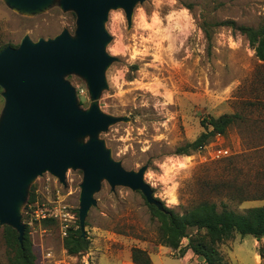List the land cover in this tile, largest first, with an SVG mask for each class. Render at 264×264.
I'll return each instance as SVG.
<instances>
[{
	"label": "rangeland",
	"instance_id": "obj_1",
	"mask_svg": "<svg viewBox=\"0 0 264 264\" xmlns=\"http://www.w3.org/2000/svg\"><path fill=\"white\" fill-rule=\"evenodd\" d=\"M223 20L257 27L264 22V0H137L129 12L121 5L109 8L102 26L110 59L97 94L79 71L61 76L74 88L82 111L95 104L111 120L72 139L83 145L101 142L110 160L140 173L147 189L102 176L81 230L83 168L69 165L63 181L48 170L35 174L24 201L15 202L34 264H130L133 247L145 250L152 264H205L191 251L178 256L159 243L158 222L147 202L158 199L180 214L202 201L239 213L264 206V198H258L264 193V61L245 35L214 25ZM77 28V12L63 0L29 8L0 0V45L16 47L24 38L49 40L63 32L76 37ZM3 92L0 86L2 127L11 117ZM222 114L238 115L225 134L188 155L178 154L204 131L202 118ZM31 187L35 201L26 205ZM5 226L0 221V264H12ZM68 228H79L88 240L86 250L67 253L62 240ZM186 243L184 238L181 244ZM260 247L264 236L236 235L216 248L220 264H264Z\"/></svg>",
	"mask_w": 264,
	"mask_h": 264
},
{
	"label": "water",
	"instance_id": "obj_2",
	"mask_svg": "<svg viewBox=\"0 0 264 264\" xmlns=\"http://www.w3.org/2000/svg\"><path fill=\"white\" fill-rule=\"evenodd\" d=\"M8 1L18 8H29L44 0ZM135 1L63 0L64 7L77 12L76 37L63 32L49 40L31 42L24 38L18 46L0 50V86L11 110L7 125L0 126V221L18 232L19 242L25 227L15 202L24 201L25 186L35 174L48 170L63 181L69 165L83 168L78 214L81 230L93 202L91 192L102 176L111 183L145 187L140 173L129 172L110 160L101 142L92 139L83 145L72 139L73 134L105 128L111 119L95 104L82 111L74 88L61 76L75 69L86 77L92 95L97 94L110 59L104 52L108 36L102 20L109 8L121 5L129 12Z\"/></svg>",
	"mask_w": 264,
	"mask_h": 264
},
{
	"label": "trees",
	"instance_id": "obj_3",
	"mask_svg": "<svg viewBox=\"0 0 264 264\" xmlns=\"http://www.w3.org/2000/svg\"><path fill=\"white\" fill-rule=\"evenodd\" d=\"M214 25L228 26L245 35L258 59L264 61V22L257 27L237 25L234 20H223L215 22ZM203 31L209 39V30L205 24ZM4 47L5 45H0V50ZM237 118V114L202 118L201 126L204 131L192 142L180 147L178 154L188 155L189 150L201 149L213 136L225 134ZM258 198H264V193ZM34 201L35 194L31 187L26 205ZM157 202L160 206L147 202V207L151 218L158 222V241L162 246L177 250L178 256L191 251L205 264H220L222 257L216 248L219 243L234 239L236 235L240 237L249 235L255 239L264 236V206L249 207L239 213L228 209L225 205L218 210L215 203L202 201L180 214L158 199ZM4 229L5 242L11 251L10 263L34 264L35 255L26 226L21 242L14 228L5 226ZM190 230H194V233H189ZM184 238H187V243L182 246L181 241ZM62 243L68 254H77L88 247V240L81 235L79 228H68ZM258 254L264 258L263 247L259 248ZM130 259L135 264H152L149 254L136 247L131 248Z\"/></svg>",
	"mask_w": 264,
	"mask_h": 264
},
{
	"label": "crops",
	"instance_id": "obj_4",
	"mask_svg": "<svg viewBox=\"0 0 264 264\" xmlns=\"http://www.w3.org/2000/svg\"><path fill=\"white\" fill-rule=\"evenodd\" d=\"M189 252L190 251H187L184 255H187ZM190 253H192V252H190ZM130 264H135V263H133V262L130 261ZM197 264H201V262H197Z\"/></svg>",
	"mask_w": 264,
	"mask_h": 264
},
{
	"label": "built area",
	"instance_id": "obj_5",
	"mask_svg": "<svg viewBox=\"0 0 264 264\" xmlns=\"http://www.w3.org/2000/svg\"><path fill=\"white\" fill-rule=\"evenodd\" d=\"M218 153H222V151H221V150H219V151H218ZM224 153L226 154L227 152H226V151H224Z\"/></svg>",
	"mask_w": 264,
	"mask_h": 264
}]
</instances>
